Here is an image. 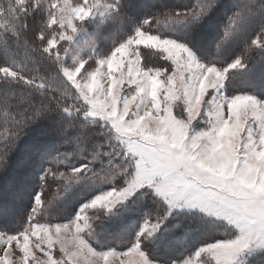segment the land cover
Returning a JSON list of instances; mask_svg holds the SVG:
<instances>
[{
  "label": "rangeland",
  "instance_id": "rangeland-1",
  "mask_svg": "<svg viewBox=\"0 0 264 264\" xmlns=\"http://www.w3.org/2000/svg\"><path fill=\"white\" fill-rule=\"evenodd\" d=\"M45 1L49 23L58 27L49 47L73 91L72 109L108 128L132 173L70 220L32 224L16 236L0 232V264H162L139 243L160 224L144 222L135 244L122 251H100L86 235L92 211H112L144 191L169 215L197 213L233 232L174 264H247L264 254V98L228 93L239 61L206 64L177 39L143 31L99 54L86 23L109 18L111 4ZM143 50L161 57L159 68L144 64Z\"/></svg>",
  "mask_w": 264,
  "mask_h": 264
},
{
  "label": "trees",
  "instance_id": "trees-1",
  "mask_svg": "<svg viewBox=\"0 0 264 264\" xmlns=\"http://www.w3.org/2000/svg\"><path fill=\"white\" fill-rule=\"evenodd\" d=\"M103 1L113 6L112 15L86 23L99 54L138 31L172 37L206 64L226 67L238 60L240 68L227 80L228 93L264 98L259 83L264 0ZM50 9L45 0H0V232L7 235H21L32 224L70 220L99 192L121 188L132 173L131 161L108 128L72 109L68 95L73 91L49 47L58 33L49 23ZM142 58L146 66L158 68L162 61L144 50ZM88 218L86 235L100 251L126 250L144 222L160 224L139 243L162 264L180 263L202 246L233 236L224 224L197 213L169 215L147 191L112 211H92ZM247 264H264V254Z\"/></svg>",
  "mask_w": 264,
  "mask_h": 264
}]
</instances>
